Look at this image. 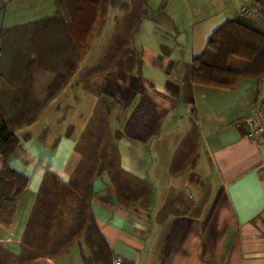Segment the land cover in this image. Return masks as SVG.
<instances>
[{"label":"crops","instance_id":"0c3cea01","mask_svg":"<svg viewBox=\"0 0 264 264\" xmlns=\"http://www.w3.org/2000/svg\"><path fill=\"white\" fill-rule=\"evenodd\" d=\"M148 5L157 19L146 17L135 36L138 70L114 67L110 74L91 79L94 91L86 89L78 75L91 65H85L87 53L74 78L40 117L16 131L19 146L9 162L30 183L10 226L0 224V244L16 254L21 251L45 171L64 181L70 178L81 157L76 144L99 97L105 96L112 102L114 129L122 133L121 165L150 183L151 202L122 205L103 172L94 182L92 208L112 251L110 261L87 263V246L81 242L38 264H115L118 257L121 264H264V139L261 133L249 135L243 124L253 109L264 105V78L259 83L246 79L233 89L194 85L198 158L194 165L172 170L193 122L192 107L182 95L187 65L228 18L249 9L264 29V13L253 0H148ZM54 11V0H0V29ZM3 84L0 79L1 90ZM181 102L189 109L181 110ZM53 104L65 114L40 135L34 128ZM3 163L0 154V169ZM174 189L187 190L201 207L194 213H161Z\"/></svg>","mask_w":264,"mask_h":264},{"label":"trees","instance_id":"16d2710c","mask_svg":"<svg viewBox=\"0 0 264 264\" xmlns=\"http://www.w3.org/2000/svg\"><path fill=\"white\" fill-rule=\"evenodd\" d=\"M253 3L264 13V0H253ZM54 4L52 14L0 29V63L19 59L22 76L34 75L29 87L24 80L19 85L8 78L13 95L6 100L0 94V154L4 159L0 169V224L4 227L10 226L30 183V178L9 162L19 146L16 131L36 121L74 78L89 47L94 24L98 20L103 25L111 7L124 11L117 23L119 30L103 54L78 75V81L86 89H92L94 76L110 74L114 67L130 72L138 70L140 58L132 42L146 17L157 19L148 0H54ZM10 33H16L13 41L7 38L6 34ZM232 57L244 60V66L232 68ZM263 78L264 29L246 12L228 18L186 67L182 95L192 107L193 122L174 155V172L194 165L198 158L199 116L194 85L233 89L246 79L259 83ZM111 112L112 102L100 96L76 144L81 157L70 178L64 181L56 172L45 171L22 235L21 251L16 254L0 244V264H38L42 258L61 256L81 241L90 251L89 255L84 254L87 263L110 261L112 251L92 208L96 178L106 171L117 201L126 207L146 206L153 195L147 180L122 167L118 149L122 133L116 129L112 134ZM183 191L172 190L161 213H194L201 207L189 196L174 201L177 198L174 195Z\"/></svg>","mask_w":264,"mask_h":264},{"label":"rangeland","instance_id":"374dc122","mask_svg":"<svg viewBox=\"0 0 264 264\" xmlns=\"http://www.w3.org/2000/svg\"><path fill=\"white\" fill-rule=\"evenodd\" d=\"M249 7H252V6H248V8ZM245 12L249 15V17L256 20L255 14H253V12L251 13V11H249V9H246ZM123 15H124L123 10H121L118 7H111L109 9L107 15H106V19H105V22L103 25H101L100 21L97 20V22L94 24V27L92 30V36H91V40L89 43V47H88L86 53L84 54V58H85L87 53H88L86 61H85V65H90V64L94 63L97 60V58H99L103 54L104 48L107 46L109 40L112 38L113 34L119 30L117 23H118L119 19H122ZM6 35H7V38L9 39V41L10 40L13 41V39H14L13 36L16 35V33H14V34L10 33V34H6ZM20 36H21V33H20ZM22 37H23V34H22ZM134 40L132 42V46H134ZM21 42L22 43L20 44V46L24 45V42L22 41V39H21ZM9 45H10V43H9ZM14 48H15V46H14ZM23 48H25V46H23ZM19 58H20V54H19ZM17 60H18V62H17ZM17 60H14L12 63H7V61L3 64L0 63V79L4 83L3 84L4 88L2 90L0 89V94L4 95L6 100H7V98H9L13 95V90H14L13 87L8 82V78L10 80H13L16 83H19V85H22L23 82H21V80H24V81H26L25 85L27 87H29V83L31 85V79H32L31 76H34L31 74H27V73H24L22 76V73H21L22 71H20V67H21L20 62H19V59H17ZM83 60H82V62H83ZM244 64H245V61L241 60L240 58L232 57L230 60V66L232 68L240 69L244 66ZM37 94H39V92H37ZM54 105L55 104L50 106L45 111V113L43 114V116L41 118V122H39L37 124V126H35L34 130L38 134L41 135L43 133V130L45 127L56 125L57 118H60L62 115L65 114L64 108L59 109V111H58ZM184 108L189 109L188 105L181 102L180 103V109L183 110ZM111 116L113 117V121H114L112 123L113 127L111 126V129H112L111 131H112V134H114L115 130H116V129H114V128H116L115 115H111ZM53 137L54 136L49 137V142L54 139ZM187 192L188 191L185 190L180 194H175L174 196H177V198L174 199V201H179V200L183 199L184 196L187 197L188 196ZM81 242H83V241H81ZM81 242H76V243H81ZM89 253H90V251L87 248L86 255H89Z\"/></svg>","mask_w":264,"mask_h":264},{"label":"built area","instance_id":"2783aa9c","mask_svg":"<svg viewBox=\"0 0 264 264\" xmlns=\"http://www.w3.org/2000/svg\"><path fill=\"white\" fill-rule=\"evenodd\" d=\"M243 124L247 128L249 135L255 136L261 133L264 139V105L253 109L251 114L243 120ZM120 257L115 259V264H121Z\"/></svg>","mask_w":264,"mask_h":264}]
</instances>
